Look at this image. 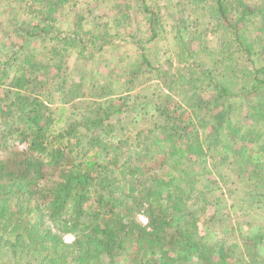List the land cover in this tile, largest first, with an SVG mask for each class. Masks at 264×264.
Returning a JSON list of instances; mask_svg holds the SVG:
<instances>
[{
  "label": "trees",
  "instance_id": "1",
  "mask_svg": "<svg viewBox=\"0 0 264 264\" xmlns=\"http://www.w3.org/2000/svg\"><path fill=\"white\" fill-rule=\"evenodd\" d=\"M70 1L25 0L22 9L35 20L21 19L23 34L7 35L20 41L0 63V264H264L255 247L262 233L244 245L207 239L198 225L209 228L214 214L200 200L187 204L204 193L199 169L207 166V152L220 153L229 140L230 171L248 182L250 199L264 194V0H175L185 9L193 5L194 17L180 26L173 19L164 49L175 59L159 66L137 38L139 58L121 71L130 82L146 79L140 73L157 75L166 101L154 108L158 128L147 133L122 116L127 96L103 108L97 90L107 84L85 86L66 73L42 92L69 49L76 68L109 44V23L86 27L81 12L70 28H57V11ZM135 1L150 31L144 38L153 40L164 31L159 10ZM208 32L218 34L219 49L206 44ZM30 41L44 48L27 50ZM14 62V73L3 69ZM8 79L11 90L4 92ZM181 87L191 101V124L171 105L170 93ZM245 105V117L234 118ZM57 107L67 109L65 119Z\"/></svg>",
  "mask_w": 264,
  "mask_h": 264
},
{
  "label": "rangeland",
  "instance_id": "2",
  "mask_svg": "<svg viewBox=\"0 0 264 264\" xmlns=\"http://www.w3.org/2000/svg\"><path fill=\"white\" fill-rule=\"evenodd\" d=\"M148 2L155 4V8L159 10L162 17L160 29L164 30L163 32L160 31L158 37L153 40L146 39L150 35V31L147 28L146 15H140L137 12L135 0H71L65 7L58 9V23L56 25L60 30L70 28V25L75 22L76 14L80 12L84 16L83 19L86 27L93 28V21H97L96 23L102 27L101 23L107 21L109 29L105 40L109 44L108 47L107 45L105 46L107 47L106 51L100 52V50H97L98 53L95 56L84 59L81 65L79 64L80 67L76 68H72L74 54L72 53L73 50L69 49L68 53H71L67 57L68 60L66 58L65 66L61 70H58L56 67L53 68V66L51 67L48 74L53 79L45 82L44 87L41 89L42 92L47 93L51 91L52 84L60 81L59 75L72 73L73 79L75 81L82 80L85 86H89L93 82L107 84L106 87L108 89L100 88L97 90L98 94L99 92L104 93V97L101 100L106 101V104H104L103 108L109 105V101L114 97L118 99L120 96H127L126 100L128 102L125 108L127 113L124 112L122 115L128 122L127 124H133L146 133L149 128L155 126L158 128L160 119L157 117L158 112L154 108L158 107L162 101H166L161 100L162 96L159 94V90L163 89L160 87V80H157V75H147L149 74L147 72L140 73L142 76H147L146 79L142 81L135 79V81L130 82L128 73L121 70H123L122 67L126 66L125 68H127L128 64L139 58L140 50L135 43V41L138 42V37H143L146 46L144 52L150 54L153 66H159L161 62H164L169 57L175 59L173 54H170L169 51L166 52L164 49V46H167L166 43H169L171 39V33L169 32L171 23L174 19L178 22L179 26L184 25L186 17H194L191 13V9L194 6H188L189 9H185L187 6H179L175 3V0H149ZM24 3L25 0H0V63L8 59V56L12 54V50L18 46L20 41L18 36H16L15 40V38H7V35L13 34L12 31L23 34L25 26L21 25L20 20L25 19L29 22L32 18L23 11ZM126 5L129 7L125 8ZM125 9L129 10L127 18L122 16ZM8 18L12 19V24L8 23ZM168 25L170 26L166 28ZM129 34L134 37H127ZM206 40L209 48L219 49L220 45L217 33L208 32ZM25 48L33 51L37 48H44V43L30 41ZM20 57V55H16L17 59H20ZM204 58V60H207L206 56ZM16 65L17 63L14 62L12 64H3L2 67L12 74L15 72ZM89 65H91L90 70L86 71L85 67ZM10 84L9 79L3 82L2 91L7 92L11 90ZM170 94H173L171 100L172 107L177 108L176 110L182 113L181 117L184 121L191 124L192 115L189 112V102L191 101L188 99L189 95H185L184 87ZM54 106L62 105L53 103ZM57 108L55 113H58L65 119L67 109L61 112L60 109L63 107ZM247 110L246 105L243 110H236L234 118L242 120V116L245 117ZM238 111L239 113H237ZM119 116L121 118V115ZM208 131L209 129L206 128L204 134H207ZM148 135L151 136L152 134L149 133ZM231 141L229 140V142L221 145L222 150L220 153H215L213 152L214 150L207 152L205 160L207 166L203 163L201 167L204 166V168L199 169V172L202 174L198 187L204 193L200 199L196 196H190L187 204H192L193 200H200L202 204L206 205L208 212L214 214L212 216L213 220L208 222L209 228H206L203 221L200 220L197 230L200 236H205L207 239L209 237L212 239L221 237V240L244 245L245 238L256 233H262V236H258L257 239L255 238V247L257 248V252L264 256V194L250 199L248 194L252 189L247 187L246 184L248 182L245 184V182L230 171L232 152L229 148L232 146ZM129 144H132V140H130ZM129 144L122 147L120 152L122 159H126L127 152L133 147ZM107 159L104 160L102 158L98 160L106 161ZM196 168H198V165ZM262 172L261 176H264V170ZM249 183L251 185L252 181ZM261 190V193H264V188ZM195 213L197 214L196 209ZM219 218H222L223 222L219 223Z\"/></svg>",
  "mask_w": 264,
  "mask_h": 264
}]
</instances>
